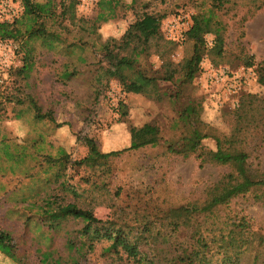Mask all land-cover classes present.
Instances as JSON below:
<instances>
[{"label": "trees", "instance_id": "obj_1", "mask_svg": "<svg viewBox=\"0 0 264 264\" xmlns=\"http://www.w3.org/2000/svg\"><path fill=\"white\" fill-rule=\"evenodd\" d=\"M193 1L195 3L192 0L189 2L197 8L180 41L163 38L160 24L168 12L147 10L150 5L148 1L142 4L145 10L128 24L119 37H107L97 46L95 41H90L84 35L98 38L97 24L117 17L115 9L119 0H98L96 4L100 11L91 20L77 15L76 0H48L43 3L21 0V14L12 22H0V40L18 41L21 51L24 50L22 64L16 69L17 78L27 79L34 67L33 45L30 41L36 38L49 48H54L57 54L66 57L60 60V70L55 73L58 83L65 85L83 72L96 77L98 88L93 93V107L109 86L114 70L118 68L126 72L129 92L148 94L152 90L159 97L160 85L170 84L171 87L165 85L161 94H168L171 99L177 100L181 96L182 85L193 82L198 74L204 56L213 54L222 58L227 54V23L222 15L227 14L238 2ZM134 2L132 0V5ZM88 23L90 26L87 27ZM207 33L214 36L210 47L204 38ZM244 34L242 31L238 36L241 46ZM181 41L190 42V50L185 67L180 71L171 55ZM61 44L63 46H59ZM87 48L92 49V56H97V59L93 68L81 70L80 65L89 63V55L85 54ZM151 54H157L161 60L158 69H151V64L146 62ZM240 55L246 67L256 64L258 81L264 85V62L255 63L254 55L247 50H242ZM13 99L15 103H27L34 119L49 121L53 128L63 125L55 121L51 107L43 112V106L36 102L32 94H25L23 98L14 95ZM6 100L12 99L6 97ZM124 104L118 101L114 107L119 118L125 115ZM202 104V97L197 100L187 99L178 111L174 124L177 127L181 122L185 131L177 141L165 143L166 151L183 158L190 155L187 143H191L200 166L213 163L230 167L219 181L205 188L202 198L167 207L148 206L146 202L131 207L113 203L112 206H117L124 217L118 220L98 218L76 202H66L62 195L60 197L55 194L51 198L49 193L41 196L39 191L23 193L17 201L28 202V205L39 210L25 217L24 227L34 217L35 223L41 228L39 235L49 240L47 246L34 243L29 245L37 254L36 264H82L97 247H100L101 254L111 260H125L132 264H241L246 255L254 259L263 256L264 234L252 229L250 220L244 214L237 211L222 214L221 210L228 207L235 198L264 188V170L257 168L258 163L256 167L252 164V159H258L254 154L264 142V96L249 94L233 108L231 113L234 126L229 134L211 133L210 129H206L208 124L199 118ZM146 126L154 130L155 136L152 139L134 142L118 150L100 151L93 138L84 137L87 153L74 160L73 164L91 167L99 174L110 173L111 158L160 143L158 128L149 123ZM257 129L259 132L246 146L248 137H241V132H254ZM208 137L214 140V149H207L201 144ZM46 160L49 167L56 164L63 167L67 162V154L61 149L56 157L46 155ZM53 177L52 180L45 178L44 184L50 185L53 181L61 187L65 186L61 172H56ZM106 185L103 183L102 189L105 188L111 199L115 200L122 187L114 189ZM72 193L77 195L74 188ZM142 197L144 194L138 198L139 201ZM70 222L75 225L79 223V226L69 227ZM25 233L23 230L21 235L15 236L9 229H0V252L16 264H28L30 260V252L25 246ZM58 236H62L61 242L53 243V239Z\"/></svg>", "mask_w": 264, "mask_h": 264}, {"label": "rangeland", "instance_id": "obj_2", "mask_svg": "<svg viewBox=\"0 0 264 264\" xmlns=\"http://www.w3.org/2000/svg\"><path fill=\"white\" fill-rule=\"evenodd\" d=\"M148 1L150 5L147 10L168 12L161 20L160 33L164 39H171V36L175 41L174 35H178L191 24V15L197 8L195 4H190V0H135L133 5L132 0H119L115 9L117 17L97 24L98 38L88 34L84 36L90 38V41H95L97 46L107 37H119L128 24L145 10L142 4ZM237 1L236 6L222 15V19L227 23V54L222 58L213 54L204 56L198 74L193 82L182 85L181 96L177 100L171 99L168 94H161L165 85L170 84L160 85L159 97H156L152 90L148 94L129 92L126 72L118 68L114 70L109 86L101 93L99 101L93 107V93L98 88L96 77L83 72L65 85L58 83L55 73L61 67L59 56L53 57L47 50H41L36 53L40 56L36 59L37 63L29 77L17 78L16 69L22 64L23 53L20 42L11 41L15 48L12 64L10 68L0 67V101L3 98L6 100L5 95L8 99L7 93L28 91L34 95L36 102L45 108L43 112L47 111L46 107L51 106L54 118L63 123L62 126L53 128L49 121L34 119L27 103L22 106L23 118L16 122V106L4 105V131L0 129V229H9L15 236L21 235L25 230V246L30 252L28 264L37 262V254L29 245L34 243L47 246L49 240L39 235L41 228L35 223L34 217L27 227H24L25 217L39 210L28 205V202L17 201L23 193L39 191L41 196L49 193L51 198L55 194L60 197L62 195L66 202H76L98 218L122 220L123 215L117 206H112L113 203L130 207L145 202L148 206L178 205L202 198L205 188L219 181L223 174L229 171L230 167L226 165L205 163L200 166L191 143H187L190 155L186 158L166 151L165 143L177 141L185 131L181 122L177 127L174 124L178 111L189 98L197 100L202 97L203 108L199 118L208 124L207 130L210 129L211 133L229 134L234 126L231 113L233 108L249 94L264 96V85L258 81L256 64L246 67L240 58L242 50H247L254 55L255 63L264 62V0ZM97 2L98 0H76L75 12L78 16L91 20L100 11ZM192 3L195 2L192 0ZM242 31L245 34L241 46L238 36ZM204 38L210 47L214 36L207 33ZM35 49L37 50L36 47ZM91 50L86 49L89 63L80 65L81 70L93 68L97 56H92ZM189 50L190 42L181 41L172 52L171 58L177 63L180 71L185 67ZM146 62L151 64V69H158L161 64L157 54H151ZM224 69L229 77L223 78L222 81H206L204 78V74H215ZM118 101L125 103V115L121 118L114 109ZM148 123L158 128L160 143L111 158L110 173L99 174L91 167L73 164L74 160L87 153L84 137L93 138L100 151L118 150L134 142L152 139L155 133L153 129L147 128ZM257 132L258 129L254 132H241V137H248L246 146ZM214 143L212 137L201 141L207 149H214ZM61 149L67 154V162L63 167L59 164L49 167L46 155L56 157L61 153ZM254 155H257L258 159H252L253 167L258 163L257 168L264 170V142ZM56 172L63 174L64 187L53 181L50 185L44 184V179L52 180ZM103 183L114 189L117 186L122 187L115 200L111 199L105 188L102 189ZM73 188L77 195L72 193ZM142 194L144 197L139 201L138 198ZM228 211L244 214L250 220L252 229L264 234V188L235 198L221 213ZM78 224L70 222L69 227H78ZM61 238L62 236L55 237L53 243L61 242ZM0 264L16 263L0 252ZM82 264L132 262L111 260L101 254L100 247H97L87 255ZM241 264H264V255L259 259L246 255Z\"/></svg>", "mask_w": 264, "mask_h": 264}, {"label": "built area", "instance_id": "obj_3", "mask_svg": "<svg viewBox=\"0 0 264 264\" xmlns=\"http://www.w3.org/2000/svg\"><path fill=\"white\" fill-rule=\"evenodd\" d=\"M96 1V0H92ZM23 10V5L21 0H0V22H12L17 18ZM190 24L178 35H174L177 41H180L183 38L184 32L189 28ZM174 39V37H171ZM14 45L11 41L0 40V67L1 68H10L12 60L14 58ZM219 72V73H218ZM215 74H204L206 81L208 79H214L215 82L219 80L222 81L223 78H228V72L224 70L218 71ZM232 87V85H230ZM235 89V87H233ZM234 91V90H233ZM235 105V104H233ZM237 105V104H236Z\"/></svg>", "mask_w": 264, "mask_h": 264}, {"label": "crops", "instance_id": "obj_4", "mask_svg": "<svg viewBox=\"0 0 264 264\" xmlns=\"http://www.w3.org/2000/svg\"><path fill=\"white\" fill-rule=\"evenodd\" d=\"M37 1H39V2H41V3H43V2H46V1H48V0H37ZM55 26V25H54ZM52 27V26H51ZM53 28V27H52ZM54 29V28H53ZM32 42V43H31ZM30 43H31V45H33V54H34V66H35V64L37 63L36 62V59H38V57L40 56L39 54L37 55L36 53H39V52H41V50H47L49 53H52V55H53V57L55 56V57H57V55L59 56V58H60V60L61 59H63V58H66L65 56H64V54H57L56 52H54L55 51V49L54 48H49V46L46 44V43H44V42H42L40 39H38V38H36V39H34V40H32V41H30ZM40 46V47H39ZM59 46H63L62 44L61 45H59ZM58 46V47H59ZM35 47L37 48V50L35 49ZM57 49V48H56ZM36 50V51H35ZM22 53H24V50L22 51ZM4 94V92H1V94ZM7 94H9V95H7L8 96V98L9 99H12V100H4V98L2 99V101H1V103H0V129H2L3 131H4V105H6V104H13V105H15L16 106V109H17V112L15 113L17 116L14 118V121H16V122H18L19 120H21L22 118H23V108L24 107H22V106H26L25 105V102L23 101L22 102V104H20V103H15V101H14V94H15V96L16 97H19V98H23V96H24V94H29V92L27 91V92H25V93H22L21 91L20 92H15V91H13V92H10V93H7ZM31 94V93H30ZM33 95V94H32ZM34 96V95H33ZM0 97H2V95H0ZM5 99H6V95H5ZM54 101V100H53ZM39 104H41V103H39ZM51 106H48V107H46V108H50ZM52 108V107H51ZM45 109V108H44ZM43 109V110H44ZM55 121H57V120H55ZM1 135H3V134H1Z\"/></svg>", "mask_w": 264, "mask_h": 264}]
</instances>
